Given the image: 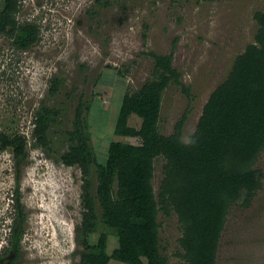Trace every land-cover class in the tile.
Wrapping results in <instances>:
<instances>
[{"label":"rangeland","instance_id":"1","mask_svg":"<svg viewBox=\"0 0 264 264\" xmlns=\"http://www.w3.org/2000/svg\"><path fill=\"white\" fill-rule=\"evenodd\" d=\"M19 2V1H18ZM15 19L38 26V41L24 49L0 35V132L23 135L24 154L0 148V264H78L82 245V203L92 198L96 229L109 250L117 244L96 196L97 168L90 164L88 189L78 165L61 155L71 145L68 132L78 106L87 124L89 148L97 163L114 133L116 108L126 92L151 78L150 52L171 55L179 73L161 94L159 132L170 135L182 116L181 135L194 132L210 93L228 76L236 56L254 42V18L264 0H20ZM3 0H0V10ZM94 84L106 95L93 94ZM50 86L56 90L50 93ZM55 110L41 142L33 128L39 106ZM89 106V108H86ZM140 118L131 114L128 125ZM163 160H156L151 184L158 194ZM255 183L232 200L215 247L214 264H264V145L252 159ZM117 183L112 185L116 191ZM23 216L19 248L11 245L17 216ZM157 248L165 264H181V225L174 211L156 214ZM93 240V242H95ZM109 264H124L110 260Z\"/></svg>","mask_w":264,"mask_h":264},{"label":"trees","instance_id":"2","mask_svg":"<svg viewBox=\"0 0 264 264\" xmlns=\"http://www.w3.org/2000/svg\"><path fill=\"white\" fill-rule=\"evenodd\" d=\"M20 0H3L0 10V35L12 37L20 49L38 41V26L19 23L15 17ZM259 27L254 42L236 56L231 70L209 95L190 139H182V118L170 135L159 132L161 94L169 83H178L179 73L171 65V55L150 52L151 78L138 90L125 92L116 108L114 133L129 138L127 143L111 141L106 157L97 163L89 148L87 124L78 106L71 145L61 155L66 166L78 165L83 188L90 164L97 168L96 196L102 222L115 230L117 244L109 250L106 234L94 240V205L87 192L82 203V245L78 264H165L157 248L156 214L174 211L181 225L178 242L183 250L181 264H214L215 247L224 216L232 200L242 191L249 193L255 183L250 166L264 145V10L254 14ZM93 94L106 95V87L94 84ZM56 90L50 86V93ZM86 108H89L87 106ZM55 110L39 106L33 120L35 142L44 139ZM140 118L137 128L128 125L131 114ZM23 135L0 132V148L12 147L15 155L24 154ZM163 160V178L154 194L151 178L156 160ZM116 181V191L112 185ZM23 216L14 219L11 245L19 248Z\"/></svg>","mask_w":264,"mask_h":264}]
</instances>
